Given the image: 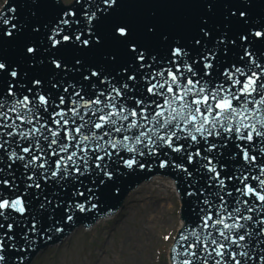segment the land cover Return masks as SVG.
Segmentation results:
<instances>
[{
	"label": "snow or ice",
	"instance_id": "6c2138e0",
	"mask_svg": "<svg viewBox=\"0 0 264 264\" xmlns=\"http://www.w3.org/2000/svg\"><path fill=\"white\" fill-rule=\"evenodd\" d=\"M154 168L173 264H264V0H0V264Z\"/></svg>",
	"mask_w": 264,
	"mask_h": 264
},
{
	"label": "rangeland",
	"instance_id": "374dc122",
	"mask_svg": "<svg viewBox=\"0 0 264 264\" xmlns=\"http://www.w3.org/2000/svg\"><path fill=\"white\" fill-rule=\"evenodd\" d=\"M170 185L157 178L156 184L134 189L119 222L117 215L96 223L95 230L83 228L70 235L65 249L37 254L34 264H168L179 225V201Z\"/></svg>",
	"mask_w": 264,
	"mask_h": 264
},
{
	"label": "water",
	"instance_id": "95a60500",
	"mask_svg": "<svg viewBox=\"0 0 264 264\" xmlns=\"http://www.w3.org/2000/svg\"><path fill=\"white\" fill-rule=\"evenodd\" d=\"M21 14H22V12H21ZM153 176H162L165 178L167 177V178H170L174 181L177 192L179 193L180 202H181L180 219L182 220L183 225L189 223L191 220L190 201H189V198L184 195V187L182 184H180L177 181L176 175L174 173H172L170 169L165 170V169L154 168V169L137 170V172L132 173L130 175L121 176L120 179L116 182V188L112 189L111 191H109L108 188L103 189V191L100 194V198L97 202V207L95 209L91 210V212L78 214L73 222H70L68 225H66L64 227L62 233L55 234L51 240L42 241L37 247L30 249L26 253V256L28 257L27 264H30V263L34 264L35 258H36L35 255H37V254H39V253H41V252H43L49 248L65 249V241H70V235L81 230V229H83V227H79V226L85 227V226L91 225L97 219H99L105 215L113 214L114 212H116L121 207L123 199L133 195V189L134 188L136 189V188L156 184V178L152 179L149 182L143 183V182L151 179ZM160 179H162V178H160ZM180 180L182 181L183 177H180ZM141 183H143V184H141ZM126 213H127V210H125V199H124L123 207L121 209H119L116 214L102 218V219L98 220L96 223L107 220V219L112 218V217L117 216V215H119V217H118V222H119L124 217V215ZM96 223L93 224L90 227V229H88L87 231L95 230L96 229ZM73 229H75V230L73 232H71ZM175 238H177V235ZM57 242H59V243L56 244ZM180 243H182V242H180ZM54 244H56V245H54ZM52 245H54V246H52ZM48 246H51V247H48ZM173 246H174V242H173L172 247ZM46 247H48V248H46ZM172 247L170 248L171 264H173V262H172L173 253L171 252ZM175 247L177 248V250H179V244H175Z\"/></svg>",
	"mask_w": 264,
	"mask_h": 264
},
{
	"label": "bare ground",
	"instance_id": "6f19581e",
	"mask_svg": "<svg viewBox=\"0 0 264 264\" xmlns=\"http://www.w3.org/2000/svg\"><path fill=\"white\" fill-rule=\"evenodd\" d=\"M157 179V178H156ZM171 190L176 194L173 184L170 185ZM177 197V194H176Z\"/></svg>",
	"mask_w": 264,
	"mask_h": 264
}]
</instances>
